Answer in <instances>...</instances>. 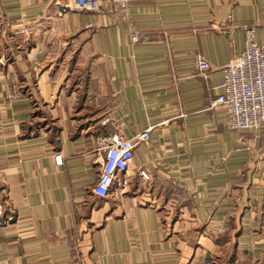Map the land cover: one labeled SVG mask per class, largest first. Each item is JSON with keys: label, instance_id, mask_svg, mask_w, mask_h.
<instances>
[{"label": "crops", "instance_id": "1", "mask_svg": "<svg viewBox=\"0 0 264 264\" xmlns=\"http://www.w3.org/2000/svg\"><path fill=\"white\" fill-rule=\"evenodd\" d=\"M72 2L0 0V264H264V128L208 108L264 0ZM146 128L94 195L98 138Z\"/></svg>", "mask_w": 264, "mask_h": 264}, {"label": "built area", "instance_id": "2", "mask_svg": "<svg viewBox=\"0 0 264 264\" xmlns=\"http://www.w3.org/2000/svg\"><path fill=\"white\" fill-rule=\"evenodd\" d=\"M72 4L81 10L92 12L109 11L124 21L128 20L129 0H73ZM244 45L242 51L222 68V80L219 83L220 93L209 100L208 108L224 107L228 112V125L233 130H259L264 128V43H258L255 37V26L242 23ZM21 30L31 32L29 24H22ZM149 33L130 30L132 42L149 40ZM208 61L199 56L197 69L204 74L209 69ZM150 128H146L132 137L118 133L98 138L97 150L98 175L92 187V193L100 198L109 194L110 188L119 174L123 172L132 159L135 145L149 137ZM56 163L61 156H55ZM147 178L144 171L140 172ZM196 264H212L204 260Z\"/></svg>", "mask_w": 264, "mask_h": 264}, {"label": "rangeland", "instance_id": "3", "mask_svg": "<svg viewBox=\"0 0 264 264\" xmlns=\"http://www.w3.org/2000/svg\"><path fill=\"white\" fill-rule=\"evenodd\" d=\"M25 24V22H21V24ZM6 24H10L6 21V18L4 17V15L0 14V26H4ZM18 94H17V90H16V87H15V84H13V86H11V91H10V96L11 97H16ZM2 202H0V222L2 221V216H4L3 214V208L4 206H2Z\"/></svg>", "mask_w": 264, "mask_h": 264}]
</instances>
